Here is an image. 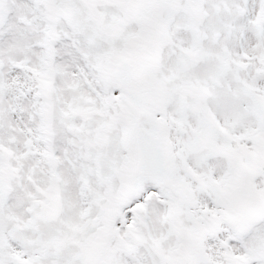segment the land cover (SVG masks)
I'll use <instances>...</instances> for the list:
<instances>
[{"label": "snow or ice", "instance_id": "6c2138e0", "mask_svg": "<svg viewBox=\"0 0 264 264\" xmlns=\"http://www.w3.org/2000/svg\"><path fill=\"white\" fill-rule=\"evenodd\" d=\"M0 264H264V0H0Z\"/></svg>", "mask_w": 264, "mask_h": 264}]
</instances>
